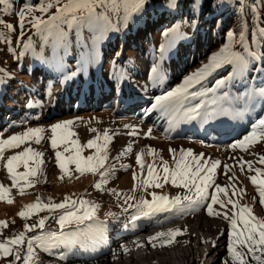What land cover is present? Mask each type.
<instances>
[{"label": "rangeland", "instance_id": "1", "mask_svg": "<svg viewBox=\"0 0 264 264\" xmlns=\"http://www.w3.org/2000/svg\"><path fill=\"white\" fill-rule=\"evenodd\" d=\"M165 1H162L163 3H160V5L159 0L150 2L145 5L141 13L133 14L128 21L123 19L125 15L123 7L118 12L112 11L111 7L107 8L106 14L111 20V29L105 32L104 36H113L115 41L117 40V35L121 37L120 46L112 42L104 49L105 55L108 54L109 56L107 73L112 76L116 73L119 80V82H113L108 78L107 81L110 87L116 88L112 96L121 97L118 94L120 92L118 87L120 86L123 89V96L126 95V100L119 105V108L101 103L98 107L75 108L66 112H61L63 111V99L60 100L58 98L62 92L66 95L65 87L61 83L57 84L58 87L61 85L60 89L51 97L50 102L48 101L49 88L54 82L66 81L69 78V74H72L71 78L74 79H78L81 75L84 77L82 74L83 68L81 67L80 72V67L78 69L75 61L71 62V67L74 68V71L69 67L67 68L69 74L66 73L55 78L48 73V71H52L50 66L48 71L38 67L32 71L34 81L33 79L31 80V73L28 69L30 65H27V63L30 62L31 57H38L40 61L43 59L47 61V58L51 57L54 50V38L48 37L47 42H45V35L37 33L36 29L27 20L21 36L17 13L23 8L25 3L35 5L39 3V0H12V11L8 13L3 11L5 6L0 5V20H3L5 24L10 23L15 26V31L13 32L4 25H0V33H3V35H0V95L4 100L6 98L7 103L9 100L11 101L9 102L10 104H7L9 105L8 108L3 107L5 114L0 116V139L23 134L29 128L45 129L40 142H36L35 138H29L18 147L6 148L3 156L0 157V183L10 189V192L6 194L5 200L0 201V221L7 222V227L0 226V241L25 231V225H37L39 220L44 219V229L36 227L31 231H26V239L36 236L47 237L50 232H56L58 235L61 231L64 233L81 232L83 233L82 235L71 238L81 241L84 246L81 247L80 243H77L75 247L70 249L74 251L75 255L93 257L95 261L99 260V264H228L223 258V237L230 227V221L224 218V213L231 217L236 211L232 205H227V207H222L220 204L213 205V215H209L206 210V204H202L194 211L183 212L182 214L184 215L173 211L159 213L149 219H140L133 222L131 216L135 210L129 208L128 204H134L136 201L145 198L151 200L150 193L152 192L169 197L190 195L187 189L173 186L170 178L168 182H164L163 165L167 161L169 168L174 169V155L179 158L181 149L185 151L192 149L194 155L203 154L201 163L208 161L210 164L214 160L221 161L214 174V185L209 189L210 195L215 192V185L227 187V196L224 193L219 194L221 200H226L230 197L241 206L252 207L253 215H261V212L257 209L258 207L253 208L252 205L254 201L259 199V196L258 189L252 184L250 177L258 175L255 171L257 168L264 171V163L260 162V158L264 157V139L258 138L256 142L249 146L248 151L239 148L234 150L230 145L236 140L242 139L251 130L252 123L259 117L264 116V108L261 110L264 101L260 98L258 100L262 105L260 104L256 111H247L248 109L245 107L253 92L258 93L260 89H264V70L259 67L260 64L261 66L264 65V55L262 56L264 39L259 38V29L264 28L263 19L261 18V14H264V0H216L214 6L217 5L219 16L208 19L200 18L197 14V18L188 17V15L181 16L180 7H178V10L170 8L168 7V0ZM66 2L67 0H61L60 7ZM160 6L163 8V12L159 10ZM56 10L54 7L48 13L36 11L34 15L48 19L52 14H55ZM97 11L105 12L106 10L105 8H98ZM139 15L146 20L140 36L145 42L146 51L149 55L143 57L142 60L139 59L140 63L138 62L132 68L133 62L131 60L128 59L124 63L126 59L124 57L126 56H124L125 54L122 51L124 46H126L125 50L129 54L134 55L135 58L140 54L138 49L131 47V44H129L131 42L130 39H133V35H131L132 37L129 35L133 28V25L130 24L134 22L136 24L139 20ZM224 23L230 26L229 30L223 29ZM62 27L69 34V39L71 40L69 51L67 54L64 52V56L69 54L70 58L77 57L79 49L84 52L88 51L91 54L93 37L98 34L88 29L83 30L85 33H83V37L89 45L86 50L77 46L76 30H72L74 28H69L67 25H62ZM178 29L186 37L182 42L185 44L180 49L181 53L187 55L186 57L181 55L179 60L167 61L164 55L166 54L168 43L178 33ZM165 31H169L168 37L163 35ZM203 32L208 34L206 41L202 40V35H200L199 39L201 40H198L197 50H195V46L191 49L190 45H187V39L192 38L195 40V33L202 34ZM229 32L234 33L233 51L241 52L244 55H248L250 51L254 52L257 57L256 60L250 62L248 70L245 71L242 77L230 79L228 86L215 94L216 96H221L224 91H227L230 97L235 99L218 101L222 106L219 109V104L214 105L211 103L215 97L212 93H209L207 96L202 97L206 102V112H208L207 110H212L208 113H213L214 109L217 111L209 117L203 115L204 110L201 109V115L191 119V121H188L186 117L187 120L183 119L186 115L183 109L174 112L173 118H169L160 109H153L152 104L155 103L156 96L163 95L168 90L179 85L185 76L190 75L203 64L208 63L209 58L214 53L230 43L227 37ZM242 32L246 35L243 49L240 45ZM104 36L103 38H105ZM127 38L129 39L128 41H126ZM29 41H31V46L25 48ZM98 42L100 46L103 43L100 38L96 40L95 45ZM153 46L157 50H155L157 56L154 55ZM161 46L165 48L163 53L160 51ZM62 50L64 51L63 48ZM116 52H118L117 55H115ZM118 56L120 60H118ZM146 60L149 64L146 63ZM142 62L143 64H141ZM112 67H114L115 72H113ZM153 67H156L157 71L168 70L173 78L167 86L158 91H155L149 82V78L153 75ZM90 70L91 72L94 71L93 68ZM231 71L230 67L217 71L205 82L206 86L212 87L216 79L227 77ZM107 73H105L106 77L108 76ZM36 77L39 79L38 84H36ZM61 77L63 78L61 79ZM45 81L47 82L45 83ZM102 81L104 82V80ZM244 84L247 85L243 87ZM41 85L45 88L43 89ZM12 86L16 87V90L5 96L8 93L7 89L9 87L12 88ZM195 90L193 89V91ZM71 94H75L74 91ZM55 95L57 98H54ZM144 97H147V100L139 102L144 100ZM76 99V102L74 101L69 105L72 106L80 102L81 97H76ZM128 101L139 103L127 105ZM29 102H33L34 106L30 108L28 106ZM86 102L89 105H95V100L93 99H89ZM116 103L114 102V104ZM193 103L195 102H186V107H191ZM63 104H65V101H63ZM221 109H225L227 112L231 111L234 118H237L238 125L236 126L241 127L237 128L234 126L235 129L234 127L231 129L225 128L224 122H227L228 117H224L221 120L225 129L221 126L215 127L213 124H209L208 122L211 119H216L220 113L222 116L227 114L225 112L223 114ZM14 112L17 114V119L12 118ZM244 112H250L249 115H253L247 120L246 124L245 120L242 122L241 118ZM200 119H202L201 123L195 121ZM170 120L172 121L171 124L169 123ZM64 121L73 122L65 130L70 135H68L66 142H59L56 148L53 149L51 146V126ZM203 123L205 124L203 129L205 131L201 132V129L195 126L196 124L203 125ZM188 124H192V126L186 128ZM126 125L132 127H126ZM208 126H212L214 130L227 131V134L230 135L232 132H239L244 128L245 130L233 135L231 140H216L217 142L210 141L202 136L199 140L194 135L189 138L186 137L187 133L180 135L179 133L181 132L178 131L179 129L186 132L185 130L194 127L200 133H205ZM149 129H151V137L147 136ZM133 132L136 134L133 135ZM105 133L110 138L108 141L104 140ZM91 140H96L97 144L106 146L108 158L105 161L104 168L99 169L97 172H85L83 174L76 171L74 164H68L67 172L59 168L55 156L57 151L62 153L65 160L75 154L77 147L80 148L81 157L86 158L96 155V148L88 146V142ZM73 141L78 143L73 144ZM129 146H131L132 151L125 152V149ZM149 147L155 150L154 154L148 153ZM29 148L34 152L43 154L40 158L34 157L30 159L29 167H36L38 159H41L43 163L40 165L37 175L29 177L32 184L29 185L21 180L19 186L14 185L7 173V160L11 156L24 152ZM171 150H176V152L173 153ZM142 151L145 153L143 168L137 163V156ZM103 154L101 153V155ZM241 158L243 161L252 162V170H248L246 165L241 170L239 166ZM188 159L191 160V157H188ZM224 165L231 166L227 174H225ZM149 166H154L153 171L159 177L156 183H160L161 187L148 186L145 191L144 187L138 186L141 185L142 180L148 178L147 170ZM106 169L109 170L107 179L101 184V190H98L95 184L101 181L100 173ZM15 172L24 174L27 169L23 166V163H20L15 168ZM134 176L136 177L135 179ZM230 177L233 178L231 181L229 180ZM260 178L264 179V177ZM20 187L24 188L23 194L19 190ZM243 189H246V193L241 191ZM116 193H122V195L117 196ZM8 196H11L12 203L7 202ZM125 196L134 197V199L128 200L126 204ZM66 197H70L73 200L83 199L93 205H98L99 207L95 209V219L85 221L82 224L73 223L61 229L58 218L70 210V205L69 209H53L51 211L44 209L34 211L27 218L19 216L21 211L26 210V205L34 204L38 200L41 203L53 205L63 203ZM80 211L83 212L84 209H80ZM215 212H220L221 215L216 216ZM122 219L125 221L124 224L121 222ZM168 219L174 220L168 221ZM165 221H168L166 222L167 224H159ZM181 222L184 223L183 226L180 225ZM89 225H92L91 230L88 227ZM169 230L182 232L171 245L161 246L165 238L149 242V237L159 232L167 233ZM143 237L145 238L143 239ZM124 238H129V240L122 242ZM178 238L180 239L178 240ZM107 242L111 243V246L107 245ZM178 247L185 248L183 250L187 253L186 259L173 260L168 257L169 254L175 253V250L179 251ZM61 248L64 247L61 246L53 248L51 251H45L39 241H33V249L36 254L33 264H64L61 254L57 252ZM19 250L22 257L26 255L27 243L25 242L24 245L19 246ZM177 253L180 254V252ZM12 261H14V256L0 258V264H10ZM19 264H23V260Z\"/></svg>", "mask_w": 264, "mask_h": 264}, {"label": "snow or ice", "instance_id": "2", "mask_svg": "<svg viewBox=\"0 0 264 264\" xmlns=\"http://www.w3.org/2000/svg\"><path fill=\"white\" fill-rule=\"evenodd\" d=\"M61 0H39V3L33 5L25 3L23 8L18 11L19 28L21 30V36L25 29V23L27 22L36 29L37 33L45 35V42H47L48 37L54 38L53 44V56H56V49L63 48L67 54L71 45V40L69 39V34L64 30L62 25H67L69 28L76 29V44L79 47L88 49L89 45L85 41L82 35V29H88L89 31L98 34L93 37V47L98 38H102L105 32L111 29V20L106 14L107 8L111 7L112 11L118 12L121 7H123L125 15L124 21L131 19L133 14L141 13L144 10L147 0H67L60 7ZM0 5H4L3 11L8 13L12 11V0H0ZM178 6V0H168V7L176 8ZM56 8L55 14H52L48 19H44L41 16L34 15L36 11L41 13H48L52 8ZM199 7V0H193V9ZM98 8H105V12H98ZM27 13V16H26ZM0 25H4L11 31H15V26L12 24H5L3 20H0ZM3 35V33H0ZM165 37L169 36V31L163 33ZM227 37L230 43L226 44L218 52L214 53L210 58L208 63L203 64L195 72L188 76H185L182 82L168 90L165 94L156 96L155 103L152 104L153 109H160L163 113L169 114L184 110L185 114L190 119H195L197 116L201 115V109L206 108V102L202 97L207 96L212 93L215 97L212 99L211 103L216 105L218 101H231L235 98L230 97L229 92L224 91L223 95L216 96L215 94L225 89L230 79H235L242 77L246 70H248L251 61L257 59L254 52H248V55H244L241 52L233 51L234 33L229 32ZM259 38L264 39V28L259 29ZM246 40L245 33L240 35V45L243 49L244 42ZM31 46V41L25 45V48ZM161 53L165 51L164 46L160 48ZM91 55L88 51L81 53L80 66L83 67L89 63ZM225 67H230L232 69L227 77H220L216 79L212 87H207L205 82L212 77L217 71L224 69ZM153 74H157V68H152ZM199 86V87H198ZM193 89H196L193 91ZM253 95H258L259 98L264 101V89H260L258 93H253ZM186 102H195L191 107H186ZM28 106L31 108L34 106L33 102H29ZM217 110L214 109L213 113ZM222 111V109H221ZM213 113L205 112V116H211ZM72 121H64L61 123L53 124L51 126L52 139L51 146L53 149L56 148L59 142H66L68 139L69 132L65 131L68 126L72 124ZM171 124L172 121L170 120ZM15 126V125H14ZM126 127H132L126 125ZM45 132L44 128H29L23 134L12 135L7 139H0V157L3 156L4 151L7 149L18 147L21 143L28 140L29 138H35L36 142H40L42 134ZM133 135L136 133L133 132ZM148 137H151V129L148 130ZM259 139H264V116L259 117L251 125V130L242 137V139L236 140L230 145L232 149H242L248 151L249 146ZM110 138L105 133L104 140L108 141ZM73 144L78 142L73 141ZM89 147L96 148V155L81 157L80 148L75 149V154L70 158L65 160L62 153L56 152V161L59 168L62 171L67 172L68 164H74L77 172L83 174L85 172H97L99 169L104 168L105 161L107 160L106 146L97 144L96 140H91L88 142ZM132 148L129 146L125 149V152H131ZM149 154H154L155 150L148 148ZM173 153L176 150H171ZM101 153H104L101 155ZM42 153L34 152L31 148L21 152L17 155H13L7 160L6 168L7 173L13 181L14 185L19 186L20 181L23 180L27 184H32L29 177H35L39 171L40 165L43 163L41 159L37 160L36 167H29V160L34 157H42ZM144 155L142 151L137 156V163L143 168L144 167ZM191 157V160L188 159ZM119 158V157H117ZM203 154L194 155L192 149L180 150L179 158L174 155V169H170L168 162L165 161L163 165V172L165 173L164 182H168L169 178L171 184L177 187H183L188 190L190 195H185L183 197L177 195L175 197H169L167 195H158L156 192L150 193L152 199H141L136 201L134 204H128L129 208H133L134 214L131 216L133 222L140 219H149L159 213H169L175 211L176 213H183L185 211H194L197 207L202 204H206V210L209 215L214 214L213 205L220 204L222 207H227V205H232L234 209H237L231 217L224 213V218L230 221V237L229 243L227 245V250L231 256L232 264H264V219H259L253 215V209L251 207L240 206L236 201L230 197L226 200H221L219 198L220 193H224L225 196L228 195V188L222 187L220 185H215V192L210 195L209 189L214 185V174L216 173L217 167L221 164V161L214 160L209 164L208 161L201 163ZM260 162L264 163V157L260 158ZM23 163V166L27 169L24 174H17L15 168ZM247 166L248 170H252L251 161H243L239 164L241 170ZM130 167V166H126ZM225 174L231 166L224 165ZM154 166H149L147 170V179L141 181V185L138 187H144L145 191L148 186L161 187L160 183H156L159 177L153 171ZM255 171L258 175H252L250 180L254 186L258 189L259 203L264 206V171L257 168ZM109 170L106 169L101 172V181L95 184L98 190H101V184L106 181ZM63 178V177H61ZM136 177L134 176V179ZM233 178L230 177L231 181ZM21 194L24 193V188L20 187ZM246 193V189L241 190ZM10 192L8 187H5L0 183V201L5 200L6 194ZM235 194V193H234ZM117 196L122 195V193H116ZM134 199V197L125 196V203L128 200ZM210 201V202H209ZM7 202L12 203L13 200L11 196L7 197ZM64 214L60 215L58 218V223L61 229H64L70 224H82L85 221L95 219V209L98 205H93L89 201L83 199L73 200L70 197H66L63 203L49 205L47 203H41L39 200L30 205L25 206V211H21L19 216L21 218H27L34 211H40L47 209L49 211L53 209H69ZM87 205V207H86ZM80 209H84L83 212ZM127 211V209H125ZM113 215V214H110ZM216 216H220V212H215ZM0 226L7 227V222L0 221ZM39 227L44 229L45 220H39L37 225H25V231H21L18 235L14 237H9L4 241H0V258H6L8 256H14V261L10 264H19L23 260V264H33L35 259V252L33 249V241H39L41 246L44 247L45 251H51L53 248H59L63 246L64 248H73L77 243L83 247L84 244L71 237L82 235L83 233H64L60 232L59 235L56 232H50L47 237L36 236L26 239V231H31ZM92 229V225L88 226ZM182 234L178 230H169L167 233L159 232L156 235L149 237V242L165 238L162 243L163 246L171 245L175 238ZM27 243V252L23 257L21 256L19 246ZM155 246V245H153ZM127 251V249H125ZM61 258H65L63 254Z\"/></svg>", "mask_w": 264, "mask_h": 264}, {"label": "bare ground", "instance_id": "3", "mask_svg": "<svg viewBox=\"0 0 264 264\" xmlns=\"http://www.w3.org/2000/svg\"><path fill=\"white\" fill-rule=\"evenodd\" d=\"M138 24H139V21L136 24L134 22L133 24H130V25H133L134 27H136ZM72 30L75 31L76 29L74 28ZM82 35H83V29H82ZM100 39H102V42H103L102 45L100 46L99 45V42L96 45H94V47H93V49L91 51L92 53H91V59H90L89 63H87L85 66L82 67L83 68L82 74L84 76L82 78H84V79H88V80L89 79H95L96 76L99 73H101V71L103 69L104 62H105V57H106L105 54H104V47H103V44L105 42V38L102 37ZM179 41H180V35L177 34L168 43V46H167V49H166V52H165L166 54L164 55V57L166 58L167 61H171V59L174 58V55L177 54ZM81 53H83V52L80 50L79 53H78L79 55L77 56L79 60L81 58ZM154 55H155V53H154ZM50 59L52 61V64L54 65V69H55V71L57 73H62V71L65 70L66 66H65L64 62L62 61V55L60 53V49L59 48L56 49V56L55 57L53 56V52H52ZM91 68H93L94 71L91 72V70H90ZM162 71L163 70L157 71L158 74H155V75L153 74L152 77L149 78V82L153 86V89L155 91H158L159 89L164 88L165 86H167L168 82L172 80V77H171V75H170V73H169L168 70H165L163 72ZM80 72H81V66H80ZM113 77H115V75H113ZM122 93H123V90H122ZM253 93H252L251 97L249 98V100H248V102H247V104L245 106L246 109H248L247 111H256V109L259 108V105L261 104V102H259V100H258L259 97L257 95L254 96ZM144 98H145L144 100L139 101V102H144V101L147 100V97H144ZM71 100H68V102L71 101ZM57 101H58V99H57ZM139 102H133V104L134 103L136 104V103H139ZM129 103H131V102H129ZM218 104H219L218 105V108L219 109L222 108L221 104L220 103H218ZM203 110H204V112L202 114L204 115V113L206 112V109H203ZM207 111L210 112L212 110H207ZM223 112H225L227 114L225 116L224 115L222 116V114L220 113V115H218V117L216 119H213V120L211 119V121H209L208 123L209 124H213L215 127H219V126L223 127L222 126V123H221V120H223L222 118H224V117H228V120L226 118L227 122L226 121L224 122L225 123L224 124V127L225 128H229V129L233 128L234 126L237 127L236 125H238V121H237V118H234L233 113L231 111H228L227 112V110H225V109L222 110V113ZM249 114H250V112H244L243 115L241 116L242 122L245 120L244 121L245 124H246L247 120L250 119L253 116V115H249ZM166 115H168L169 118H171V117L173 118V116H174L173 113H169V114H166ZM185 117L188 119V121H191V119H189V117L187 115H185L183 117V119H186ZM174 118H177V117H174ZM183 121H185V120H183ZM195 121L198 122V123H201L202 122V119L195 120ZM184 124H186V123H184ZM191 126H192V124L191 125L188 124V125H186V128H189ZM195 127L196 128L199 127L201 129L200 130L201 132L205 131V130H203L205 128V124L204 123H203V125L202 124L201 125L196 124ZM235 127H234V129H235ZM240 127L241 126H238L237 128H240ZM180 128H181V126H180ZM207 129H208V127L206 128V130ZM234 129H232V130H234ZM188 130H194V131L198 132L201 135L206 134V132L205 133H200L197 129H194V127L191 128V129H188ZM178 131L181 132V133H183L182 130H179L178 129ZM185 131H187V130H185ZM215 131H217V132L219 131L220 133L223 132L221 130H215ZM180 225L183 226L184 223L181 222ZM183 249H185V248H183ZM183 249L182 248H179V251L175 250V253L169 254L168 257L171 258V259H173V260H178L180 258L186 259L187 258V253ZM177 252H180V254L177 253Z\"/></svg>", "mask_w": 264, "mask_h": 264}, {"label": "trees", "instance_id": "4", "mask_svg": "<svg viewBox=\"0 0 264 264\" xmlns=\"http://www.w3.org/2000/svg\"><path fill=\"white\" fill-rule=\"evenodd\" d=\"M155 1H157V0H147V4L146 5H148L150 2H155ZM159 1H160L159 2V5H160V3H163L162 1H165V0H159ZM215 1L216 0H199V7L194 10L193 9V0H178V6L175 9L178 10V7H180L181 16H187L188 15V17L197 18L196 16L199 15L200 18H204V19H208V18H211V17L217 18L219 16V13H218V10H217V5L214 6ZM243 6H244V4H243ZM160 11L163 12L164 11L163 8H161ZM225 11H227V10H225ZM261 18L263 19L262 23L264 24V14L263 13L261 14ZM223 29L224 30H229L230 26L227 25L226 23H224ZM195 35H196V33H195ZM116 38H117V40L115 42L120 44L121 43L120 35H117ZM15 88L16 87H13V86H12V88L9 87L7 89L8 93L5 94V96L8 95V94H11L12 91L16 90ZM8 102H11V101L9 100ZM15 112H17V111H15ZM15 112L13 113V115H14L13 118L17 119V117H16L17 114ZM252 205H253V208H257L258 207L257 209L261 212L260 216L259 215H255V214L254 215L257 218H259V219H264V206H262L259 203V199L254 201V203H252ZM182 215H184V214H182ZM170 220H174V219H168V221H170ZM168 221L160 222L159 224L165 225V224H167L166 222H168ZM121 222H122V224H124L125 221L122 219ZM230 232H231V227L228 228V231H227L226 235L223 237V243H224V255H223V258L228 264H232L231 256H230V254H229V252L227 250V245L229 243ZM179 239L180 238H178V240ZM57 252L60 253L61 255L63 254L64 256H66V259L65 258H61L65 264H99V260L95 261L93 257H85V256H81V255H75L74 251H72L70 248H61V249L57 250ZM249 264H252V262L249 261Z\"/></svg>", "mask_w": 264, "mask_h": 264}]
</instances>
